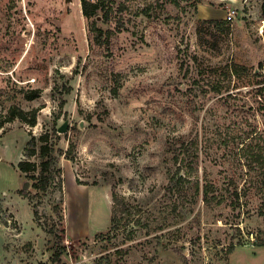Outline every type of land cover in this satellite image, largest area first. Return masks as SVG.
Wrapping results in <instances>:
<instances>
[{
    "label": "rangeland",
    "instance_id": "obj_1",
    "mask_svg": "<svg viewBox=\"0 0 264 264\" xmlns=\"http://www.w3.org/2000/svg\"><path fill=\"white\" fill-rule=\"evenodd\" d=\"M93 1L110 30L98 43L81 0H0V122L11 105L38 109L35 125L0 126V264H231L234 250L249 263L264 240V0ZM233 62L245 69L230 79ZM58 115L52 139H74V160L59 158L35 216L18 162ZM196 178L217 199L194 196ZM113 192L128 207L118 225Z\"/></svg>",
    "mask_w": 264,
    "mask_h": 264
},
{
    "label": "trees",
    "instance_id": "obj_2",
    "mask_svg": "<svg viewBox=\"0 0 264 264\" xmlns=\"http://www.w3.org/2000/svg\"><path fill=\"white\" fill-rule=\"evenodd\" d=\"M82 4V10L85 16L88 18L94 17V20H92L90 24V31L93 35V40L95 42H101L102 38L108 37L110 30L109 29H102L98 25V15L97 11L99 8L98 1L93 0H81ZM106 17V18H105ZM103 19H108V13H105L103 15ZM105 20V21H106ZM207 22L214 23L216 27L222 28L223 30H228L230 28L229 20L227 19H207ZM262 65V64H261ZM245 66H243L240 63L233 62L232 64L227 65L225 70V75L230 77L232 79L233 76L241 77L244 74ZM258 74V73H257ZM214 82H212L213 84ZM219 82L216 84H213L212 86L216 91L220 90ZM259 91H262V88L260 87L258 89ZM39 96V90L34 89L30 93L27 94V98L33 99L35 97ZM65 101H61L60 106L61 108L64 106ZM37 108H34L29 116V113H27L23 108H20L17 105H11L8 111V115L5 116V119L0 122V126L4 124V121H10L15 118H19L25 122H27L30 125H35L37 123ZM59 115L55 117L51 129L45 130V132H42L39 136H32V138L28 141V145L25 147V153L24 155L27 158H22L18 162V167L20 171L22 172V175L26 179H33V182L31 184V188L28 190L21 189V193L28 198L29 202L35 207V216L38 215V204L40 200H37L38 193L40 191L46 192L50 187L55 185V179L59 177L62 172L63 168L62 166L58 165L59 158L62 155H65L67 158L74 160L73 151L76 147V142L74 139H70L69 146L65 150L59 146H57L56 139L60 138V134L58 133V128L60 127L58 125V119ZM76 129V128H75ZM56 139H52L54 137ZM37 140H39V144H37ZM192 147V146H191ZM187 148L188 151H190L192 148ZM195 156L198 155L197 152H194ZM37 156L39 159V162H36L32 159V157ZM192 159V162L194 163L196 161V158ZM252 157L253 161H255L259 166H264V152L262 151H252ZM191 163L190 168H186V173H181L182 168H178V171L176 174L171 175V185L170 188L174 189L175 191H180L179 187H185V183L187 181L192 180L191 176L194 172L197 171L198 167L197 165H194ZM193 191L192 194L194 196H199L202 194V199L206 203H211L216 196L214 195V185L211 181L206 180L205 183H201L199 178H196L193 181ZM36 193V194H34ZM113 199H114V208L112 213V223L113 225H118L119 219L117 218V215L119 212L127 211V203L125 202V198H122L119 196L117 192H113ZM217 199V198H216ZM239 200V194L236 192V201ZM243 245L241 242L239 243ZM259 245H264V240H262ZM235 244H231V250L235 249ZM55 259H59V256H57Z\"/></svg>",
    "mask_w": 264,
    "mask_h": 264
},
{
    "label": "crops",
    "instance_id": "obj_3",
    "mask_svg": "<svg viewBox=\"0 0 264 264\" xmlns=\"http://www.w3.org/2000/svg\"><path fill=\"white\" fill-rule=\"evenodd\" d=\"M253 250V260H251L249 263L246 264H264V257L260 256V254L264 253V245H254L251 247ZM236 250H234L233 254L231 255V264H244V263H235L233 262L234 253Z\"/></svg>",
    "mask_w": 264,
    "mask_h": 264
},
{
    "label": "built area",
    "instance_id": "obj_4",
    "mask_svg": "<svg viewBox=\"0 0 264 264\" xmlns=\"http://www.w3.org/2000/svg\"><path fill=\"white\" fill-rule=\"evenodd\" d=\"M247 1V0H246ZM17 2L19 3V6L20 8H22V10L24 12H26V6H27V0H17ZM235 10H229L228 11V16H229V19H231L232 17H234L235 15ZM30 23L32 25V27H34L36 25V22L35 20H30ZM2 25V20H1V16H0V26Z\"/></svg>",
    "mask_w": 264,
    "mask_h": 264
},
{
    "label": "water",
    "instance_id": "obj_5",
    "mask_svg": "<svg viewBox=\"0 0 264 264\" xmlns=\"http://www.w3.org/2000/svg\"><path fill=\"white\" fill-rule=\"evenodd\" d=\"M67 130V126L65 124H62L59 128L58 131L59 132H65ZM29 186V182L26 181L23 188L26 189Z\"/></svg>",
    "mask_w": 264,
    "mask_h": 264
}]
</instances>
